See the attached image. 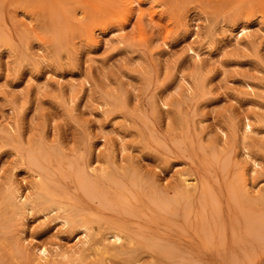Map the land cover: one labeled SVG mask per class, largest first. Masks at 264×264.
Segmentation results:
<instances>
[{
    "label": "rangeland",
    "instance_id": "1",
    "mask_svg": "<svg viewBox=\"0 0 264 264\" xmlns=\"http://www.w3.org/2000/svg\"><path fill=\"white\" fill-rule=\"evenodd\" d=\"M0 264H264V0H0Z\"/></svg>",
    "mask_w": 264,
    "mask_h": 264
},
{
    "label": "bare ground",
    "instance_id": "2",
    "mask_svg": "<svg viewBox=\"0 0 264 264\" xmlns=\"http://www.w3.org/2000/svg\"><path fill=\"white\" fill-rule=\"evenodd\" d=\"M34 24V23H33ZM30 28V27H29ZM26 47V46H25ZM28 49V48H27ZM248 126V125H247ZM16 127V126H15ZM249 128H251L250 126H249ZM243 130V129H242ZM244 132H246V130L244 129ZM11 137H13V136H11ZM122 143V142H121ZM122 146V145H121ZM120 148V147H119ZM124 151V150H123ZM18 152V151H17ZM247 156V155H246ZM244 157H245V155H244ZM121 159V158H120ZM120 161V160H119ZM96 163V162H95ZM94 164V163H93ZM95 165V164H94ZM99 165V164H98ZM256 165V164H255ZM112 173V172H111ZM107 174H108V172H107ZM35 177V176H34ZM184 178V177H183ZM37 179V178H36ZM187 179H190V177L189 178H187ZM184 180V179H183ZM187 182V181H186ZM192 182V181H191ZM184 184V183H183ZM178 187V186H177ZM26 188V187H25ZM186 188V187H185ZM186 190V189H185ZM188 190V189H187ZM186 190V191H187ZM26 191H27V189H26ZM25 192V191H24ZM188 192V191H187ZM185 195H188V194H185ZM21 198H22V196H21ZM188 198V197H187ZM57 208L58 209H60V210H63V212L65 213V216L63 217V221H64V223L67 225V226H69L71 229H73V228H75V227H77L78 226V222L72 217V215H71V213H70V211H69V208H68V206L67 205H65L64 203H57ZM31 211L33 210V207L31 206L30 208H29ZM174 210V209H173ZM67 213V214H66ZM46 217V216H45ZM88 229V228H87ZM68 232V231H67ZM102 235V234H101ZM78 237V236H77ZM94 238H96V237H94ZM115 238L116 239H121V237L119 236V235H115ZM85 239V238H84ZM91 244V243H90ZM42 246V245H41ZM53 246V245H52ZM139 246V245H138ZM54 247V246H53ZM55 247L57 248V246L55 245ZM53 249V248H52ZM38 251H39V254H41V255H43V256H45L46 254H48V250H47V248L45 247V246H42V247H40L39 249H38ZM53 251H55V250H53ZM105 255H106V253H105Z\"/></svg>",
    "mask_w": 264,
    "mask_h": 264
}]
</instances>
